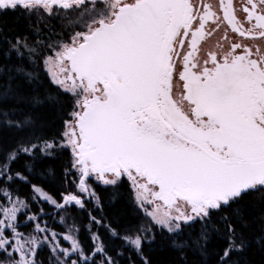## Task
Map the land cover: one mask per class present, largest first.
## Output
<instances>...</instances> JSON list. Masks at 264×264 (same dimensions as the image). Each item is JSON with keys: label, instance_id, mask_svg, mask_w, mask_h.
<instances>
[{"label": "snow or ice", "instance_id": "snow-or-ice-1", "mask_svg": "<svg viewBox=\"0 0 264 264\" xmlns=\"http://www.w3.org/2000/svg\"><path fill=\"white\" fill-rule=\"evenodd\" d=\"M0 264H264V0H0Z\"/></svg>", "mask_w": 264, "mask_h": 264}, {"label": "trees", "instance_id": "trees-1", "mask_svg": "<svg viewBox=\"0 0 264 264\" xmlns=\"http://www.w3.org/2000/svg\"><path fill=\"white\" fill-rule=\"evenodd\" d=\"M7 19H8V21H9V26H11V23H12V17L9 16V17H7ZM17 27H19V28L22 29V28H23V25H22V24H21V25H17ZM49 190L52 191L54 195L57 194V193L55 192V186H50V189H49ZM22 191H23L24 194H27V189H24V190H22ZM104 194L107 195V193H104ZM47 219H48V221H49V224L52 225L53 217L50 216V217H47ZM77 219H78V222H79V224H80V226H81V229H82V230H81V233H80V238H81L82 240H84L85 243H87V242H88V240H87V234H86V231L83 230V225L87 223L86 218H85V216H78ZM55 220L57 221V224H56L57 230H58V231H63V230H64L63 226H60V225H59V217H58V216L55 217ZM69 222H71V221H69ZM137 222H138V221H137ZM22 231H23V229H22Z\"/></svg>", "mask_w": 264, "mask_h": 264}]
</instances>
